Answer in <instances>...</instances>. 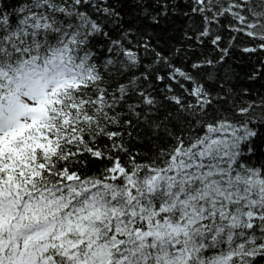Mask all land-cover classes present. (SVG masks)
Wrapping results in <instances>:
<instances>
[{"label": "snow or ice", "instance_id": "6c2138e0", "mask_svg": "<svg viewBox=\"0 0 264 264\" xmlns=\"http://www.w3.org/2000/svg\"><path fill=\"white\" fill-rule=\"evenodd\" d=\"M0 264H264V0H0Z\"/></svg>", "mask_w": 264, "mask_h": 264}]
</instances>
